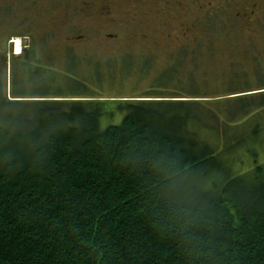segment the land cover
I'll list each match as a JSON object with an SVG mask.
<instances>
[{
    "label": "trees",
    "instance_id": "obj_1",
    "mask_svg": "<svg viewBox=\"0 0 264 264\" xmlns=\"http://www.w3.org/2000/svg\"><path fill=\"white\" fill-rule=\"evenodd\" d=\"M27 51L0 79V264H264V80L108 110L39 89Z\"/></svg>",
    "mask_w": 264,
    "mask_h": 264
},
{
    "label": "rangeland",
    "instance_id": "obj_2",
    "mask_svg": "<svg viewBox=\"0 0 264 264\" xmlns=\"http://www.w3.org/2000/svg\"><path fill=\"white\" fill-rule=\"evenodd\" d=\"M47 4L48 0H0V79L6 87L16 84L20 57L27 50H32L33 61L53 74L54 82L45 83L42 78L39 89L105 99L108 110L114 108L111 98L188 96L191 92L219 96L227 93V82L247 83L254 89L264 80L259 75H264V22L250 27L223 9L209 20L206 13L196 12L205 15L203 22L183 36L179 21L190 22V13L172 12L170 17L161 5L159 12H144L148 8L143 6V12H128L125 23H102L103 33L120 32L118 38L69 44L53 27L57 22L51 12H42ZM121 7L122 3L120 11ZM74 23L77 30L70 34L93 32L86 20L77 17ZM119 24L126 25L121 28L127 32ZM24 88L37 86L25 83ZM121 119L119 114L103 115L100 123L104 127Z\"/></svg>",
    "mask_w": 264,
    "mask_h": 264
},
{
    "label": "flooded vegetation",
    "instance_id": "obj_3",
    "mask_svg": "<svg viewBox=\"0 0 264 264\" xmlns=\"http://www.w3.org/2000/svg\"><path fill=\"white\" fill-rule=\"evenodd\" d=\"M121 3L122 7L120 11ZM159 5L167 9L164 12H168L170 17L175 14L172 12L190 13L192 16L190 22L187 20L179 21V31L182 32L183 36H185V33L189 29H194L199 23L203 22L202 20L205 18V15L203 18L202 15L198 14L206 13L208 20L214 19L216 12H222V9L226 10V12L234 13L235 20L236 18L240 19L250 27L264 22V0H48V7L46 9L41 5H39V8L40 10L43 8L42 12H51L50 17H54L57 22L53 27L59 33H62L64 40H68L70 44L80 40L101 43V40L109 42L116 39L119 37L120 32H102V23L105 20H108L112 24L116 22L125 23L124 17L130 15L128 12H143L141 10L143 6L148 8L144 12H159V9H157ZM119 12H122V14ZM77 17L86 20V23L89 22L90 30L92 29L93 32L86 35L77 32L70 34L73 30H77L73 26L75 25L74 19ZM119 25V28L122 26L126 27L123 24ZM96 28L100 29L97 33L94 32ZM200 29L202 30L201 27ZM122 31L127 32L125 29H122ZM63 32L66 34H63Z\"/></svg>",
    "mask_w": 264,
    "mask_h": 264
}]
</instances>
